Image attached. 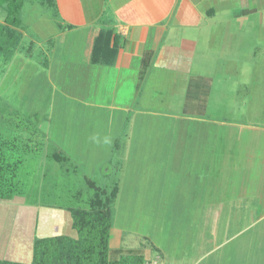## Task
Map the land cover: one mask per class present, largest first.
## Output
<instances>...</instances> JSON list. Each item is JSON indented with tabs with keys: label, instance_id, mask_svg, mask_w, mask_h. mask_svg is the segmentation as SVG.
<instances>
[{
	"label": "crops",
	"instance_id": "obj_1",
	"mask_svg": "<svg viewBox=\"0 0 264 264\" xmlns=\"http://www.w3.org/2000/svg\"><path fill=\"white\" fill-rule=\"evenodd\" d=\"M33 3L49 17L27 21L32 40L18 29L15 49L49 46L60 96L100 113L159 114L170 112L171 87L188 120L208 125L204 169L188 188L187 253L171 264H264V0H23L22 8ZM64 221L65 236L77 238L67 210ZM144 257L166 264L159 251Z\"/></svg>",
	"mask_w": 264,
	"mask_h": 264
},
{
	"label": "rangeland",
	"instance_id": "obj_2",
	"mask_svg": "<svg viewBox=\"0 0 264 264\" xmlns=\"http://www.w3.org/2000/svg\"><path fill=\"white\" fill-rule=\"evenodd\" d=\"M47 12L26 4L20 17L27 23ZM28 24L20 29L32 40ZM41 42L0 54V260L28 264L27 238L69 235L66 209L89 208L93 185L113 196L111 249L159 251L173 263L187 253L188 188L204 169L199 137L208 125L188 120L184 97L171 87L163 98L170 112L159 114L100 113L62 97L54 89L57 56ZM27 137L40 145L14 143Z\"/></svg>",
	"mask_w": 264,
	"mask_h": 264
},
{
	"label": "trees",
	"instance_id": "obj_3",
	"mask_svg": "<svg viewBox=\"0 0 264 264\" xmlns=\"http://www.w3.org/2000/svg\"><path fill=\"white\" fill-rule=\"evenodd\" d=\"M23 0H0L5 17L0 23V54L3 56L15 49L20 41V10ZM2 170H0L1 172ZM94 191L89 208H67L71 216V227L77 238L54 235L35 238L32 260L28 264H144L142 252L126 250L114 252L110 248L112 227V195L90 185ZM114 252V256L112 252ZM0 264H24L0 260ZM26 264V263H25Z\"/></svg>",
	"mask_w": 264,
	"mask_h": 264
}]
</instances>
